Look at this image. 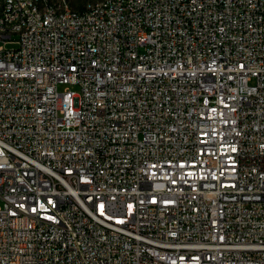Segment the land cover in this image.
Masks as SVG:
<instances>
[{
	"label": "built area",
	"instance_id": "obj_1",
	"mask_svg": "<svg viewBox=\"0 0 264 264\" xmlns=\"http://www.w3.org/2000/svg\"><path fill=\"white\" fill-rule=\"evenodd\" d=\"M57 1L3 9L0 264H264V0Z\"/></svg>",
	"mask_w": 264,
	"mask_h": 264
},
{
	"label": "bare ground",
	"instance_id": "obj_2",
	"mask_svg": "<svg viewBox=\"0 0 264 264\" xmlns=\"http://www.w3.org/2000/svg\"><path fill=\"white\" fill-rule=\"evenodd\" d=\"M113 3L114 0H87L85 10L98 9L100 3ZM10 0H0V28L3 37H16L17 32H24V12H17L12 18H6L3 9L9 6ZM23 5H31V0H23ZM64 8V1L38 0L34 7L35 15H45L48 9ZM51 17H59V10H51ZM60 20H67V13H60Z\"/></svg>",
	"mask_w": 264,
	"mask_h": 264
},
{
	"label": "rangeland",
	"instance_id": "obj_3",
	"mask_svg": "<svg viewBox=\"0 0 264 264\" xmlns=\"http://www.w3.org/2000/svg\"><path fill=\"white\" fill-rule=\"evenodd\" d=\"M69 3H70V5L72 6V7H74V8H79V7H81L82 6V4L84 3V2H86L87 0H67ZM13 45H7L6 47H12ZM65 85H62L60 88L62 89L63 87H64Z\"/></svg>",
	"mask_w": 264,
	"mask_h": 264
}]
</instances>
